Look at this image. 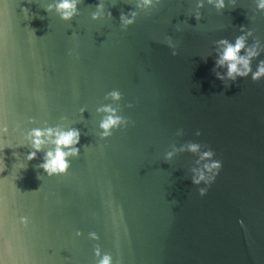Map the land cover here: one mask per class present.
I'll return each mask as SVG.
<instances>
[{
    "label": "water",
    "instance_id": "water-1",
    "mask_svg": "<svg viewBox=\"0 0 264 264\" xmlns=\"http://www.w3.org/2000/svg\"><path fill=\"white\" fill-rule=\"evenodd\" d=\"M55 2L0 0V264H98L97 247L113 264H264V79L222 81L215 64L216 42L241 28L264 47L255 0L223 12L204 0L199 21L198 0H80L69 22L45 10ZM107 104L131 123L101 140ZM57 127L79 130L80 156L48 177L27 137ZM188 143L221 162L211 186L192 183L199 153L165 160Z\"/></svg>",
    "mask_w": 264,
    "mask_h": 264
},
{
    "label": "clouds",
    "instance_id": "clouds-1",
    "mask_svg": "<svg viewBox=\"0 0 264 264\" xmlns=\"http://www.w3.org/2000/svg\"><path fill=\"white\" fill-rule=\"evenodd\" d=\"M80 0H56L55 3L49 4L45 9L48 13L55 12L56 15L60 17L61 20L65 22L72 21L78 14V4ZM207 5L212 6L217 12H223L226 7H231L233 10L236 8V0H206ZM136 9H150L154 6L161 4V0H134ZM256 11L264 13V0H255ZM205 7L204 0H198L196 4L197 11L194 17L197 21L201 19L200 10ZM104 15V5L103 3H98L96 5V11L92 14V20L97 21ZM138 12L130 11L127 14L122 13L120 16V24L122 29L126 30L129 26L133 25L136 21ZM109 18H111V12L108 13ZM241 34L235 38L234 43L230 42L228 39H220L217 43V59L215 61L216 68L222 69L221 72L216 73V77L219 80H225L235 82L237 78H247L251 75V80L259 82L264 79V60H260L256 70L253 71L252 62L256 60L262 53H264V47H261L260 41L257 39L251 46L248 45L247 41L249 38L253 37V32L246 30L245 28L240 29ZM167 46L172 49V56L178 55L176 49V44L173 43L171 37H166ZM243 52V55L241 54ZM71 54V53H70ZM105 99H110L113 102H120L122 100L121 93L118 90H113L107 94ZM132 107V105H128ZM98 113L103 114V118L100 120V139L106 140L113 135L115 130L121 128H127L131 123L126 118L119 115V111L112 106V104H107L99 109ZM83 114V110H82ZM4 133H7V128H5ZM184 134L183 129L176 132L177 136H182ZM197 136H200L199 131L196 132ZM80 132L79 130L72 128L68 130H62L57 128H48L41 130L38 128L32 129L28 134V142L31 151L27 156V161L31 162L37 158V154L43 152V162L38 165L40 169L47 174L48 177H53L57 175L67 174L71 159H78L80 156V150L77 145L80 143ZM46 144H51L52 148L49 151H44ZM200 144L198 143H188L185 147H180L176 149L173 147L172 151H169L165 155L166 161H171L176 153L188 151L193 154H200L197 164L203 162V166L199 168H194L192 170V183L194 185L200 186L204 184L206 186H211L215 182L217 176L219 175L222 164L219 160L214 158V152L209 149L200 153ZM207 187L199 188V195L204 197L207 195ZM20 223L27 228L28 219L22 217ZM77 236L81 233L77 232ZM89 238L91 240H98L99 237L96 233H90ZM95 256L98 258V264H113L112 256L109 254H104L101 257L100 248L97 247L95 250Z\"/></svg>",
    "mask_w": 264,
    "mask_h": 264
}]
</instances>
